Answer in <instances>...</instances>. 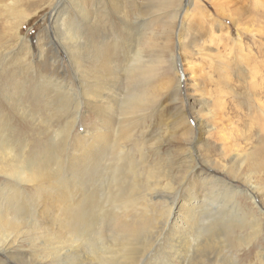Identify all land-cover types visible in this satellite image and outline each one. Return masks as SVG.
Returning <instances> with one entry per match:
<instances>
[{"label":"bare ground","instance_id":"6f19581e","mask_svg":"<svg viewBox=\"0 0 264 264\" xmlns=\"http://www.w3.org/2000/svg\"><path fill=\"white\" fill-rule=\"evenodd\" d=\"M198 1L189 3L192 13L182 29L175 31L181 6L172 24L162 26L155 58L150 12L166 0H70L74 15H57L52 26L59 40L49 48L38 42L36 58L29 40L7 26L4 35L11 42L12 30L17 42L2 51L0 66V98L7 101L0 105V264H237L217 254L246 243L229 245L226 236L244 227L261 234L264 43L257 40L261 62L243 55L232 34H218L216 20L228 18L237 29L258 21L263 27L256 35L264 41V0H244V7L236 0H206L216 17ZM19 6L0 0V25L3 13L22 21ZM174 40L189 76L185 100L167 68L158 74L170 59L174 64ZM51 51L67 59L75 89L38 73L36 65L55 71ZM241 86H249L244 96H253L260 112H243ZM213 94L237 98L243 113H226L224 101L204 106ZM168 104L173 107L165 111ZM184 104H190L194 126ZM77 113H90L94 124L80 135L75 126L84 118ZM165 146L180 150V157L163 155ZM171 163L182 168L178 180ZM150 210L160 214L154 224Z\"/></svg>","mask_w":264,"mask_h":264},{"label":"rangeland","instance_id":"374dc122","mask_svg":"<svg viewBox=\"0 0 264 264\" xmlns=\"http://www.w3.org/2000/svg\"><path fill=\"white\" fill-rule=\"evenodd\" d=\"M194 1H197V0H194ZM166 2H167V4L164 5L162 3L160 6H157V8L154 11L150 12L153 15L152 21H151L152 23L150 24V28H151V32L154 31L153 32L154 36L152 37L153 38V42H152L153 43V49L152 50H153L154 58L159 53L161 45L163 43V38L164 37L161 35V28H162V26L171 25L172 24L174 12L178 9V7L181 6V10L177 14L178 22L176 21V26H175L176 30L175 31H179L180 30L181 26L183 25V24L181 25L182 20L184 18H187L188 14L192 13V7H188V6H189V3H192V6H193V0H166ZM198 2H200L201 6L203 7V9L205 11H207L210 14H212V16L214 15L216 17V15L213 12V8H212L211 4L208 1L199 0ZM236 2L238 4V6L244 7V4H245L246 1H244V0H236ZM238 2H240V3H238ZM247 3L249 4L250 1L249 2L247 1ZM16 4H17V6L18 5H22L23 6V7L19 6L20 7L19 10H22V13H23L24 17L21 18L22 21L21 20L19 21L18 19H14L13 17H10L8 14L3 13V18H2V21H1V25H0V45L4 49L0 50V63H2V64H0V66H2L4 64L1 61L2 60L1 55H3L2 51H4L6 49V51L9 52L10 48H12L13 43L15 44V42H17V37L16 38L13 37L15 35L13 34L12 30H11V33H10L11 42H9V39H7L6 36L4 35L6 33L7 26L13 24V26L15 28L17 27L18 28L17 30L20 31L19 35H21V37H23L25 40H29V43L31 44L30 46L32 47V50H31L32 51V55L36 58L38 42L43 40L44 43L49 48V47H51V44H53V45L56 44L55 41H54V38L56 40H59V37L57 39V37L55 36V32H54V29H53V26H52L53 25V21L57 18V15L61 14L63 12H65L66 15H70V16L74 15L73 12L70 9V0H16ZM2 10L3 9H1V11ZM255 11H257V10H255ZM258 12H260V11H258ZM248 13L250 14L249 11H248ZM252 16H253V18H257V14H256V16L255 15H252ZM185 20H184V22H185ZM256 20H258V19H256ZM250 23H252V27H251ZM185 24H186V22H185ZM216 24L219 27H222V29L219 28L218 31L216 30L217 32H219L218 33L219 35L226 36V32H228L230 35L232 34L231 37H233L232 39L235 40V43H236L235 45L239 46V48L244 50L243 55H249L252 58H256L257 61H260L259 59L262 56H260L261 52L258 49V46H259L258 41L259 42H263V43H264V41L262 40V38L259 35L257 36L256 33H257V30L261 29L258 26L263 27L262 24H258V21L257 22L250 21V22H247V23H243V25H241V28L237 29L235 24L228 18H225V20L217 18ZM256 24H258V25H256ZM19 25H21L20 28H19ZM246 26H249L248 27L249 28L248 31L247 30L246 31L243 30V28H246ZM159 29H160V31H159ZM227 29H228V31H227ZM247 33H249V34H247ZM254 35H255V37H254ZM237 36H239L240 38H238ZM183 38L184 37H182V39ZM237 41H239V42H237ZM254 41H255V43H253ZM173 42H174L173 56L175 57L176 60L174 59V64H172L171 59H170V61L168 59L169 62H166L167 64L165 63L166 66L165 65L161 66L162 67V71L159 70L158 74L161 75L162 73H164L165 68H167V74L170 77L172 76L173 83H178V85H180V95H181L182 99L185 100L186 85L184 84V81H185V78H188L189 76L186 77V75L183 73V71H184V67H183L184 63H181V61L178 58L179 57L178 44H177L176 40H174ZM230 45H231V43H230ZM163 49H165V48H163ZM257 55H259V56H257ZM194 58H197V56H192L190 60L194 61L193 60ZM54 59L57 60L55 71H52V70L50 71L49 69H46V68H44L42 66L38 67V65H36V69H37L38 73H40V72L43 73V76H46V78H49V79H56V80H59V81L61 80L60 82H62L63 84H65L67 86L69 85V86H71L72 89H75L76 85H75V82L73 81L74 71L69 67L70 65L68 64L67 59L63 56V54L60 51H53V52L51 51L48 60L51 62V60H54ZM154 67H155V70L159 69V67L156 65L155 62H154ZM192 67H194V65H192ZM12 69L14 71L20 70V68H18V69L12 68ZM190 69H189V72L191 71ZM231 70L232 71L234 70L233 72L237 73V70L235 68H232ZM206 71H207V73L209 72L208 69H206ZM44 74H46V75H44ZM174 77H176V78H174ZM205 77H208V74H205ZM18 81L20 82V84H24V79L23 78L18 79ZM232 84L234 85V87L239 84L238 80L235 77H233V79H232ZM209 88H213V86H208L207 89H209ZM248 88H249V86H245L244 90H242L243 87L241 86V90H240L241 93L243 92V97L240 96L241 98L239 99V101L241 102V100H242V102L245 104L244 109H242L243 112L244 113H257L258 111L260 112L259 108H262V107H260L256 103V101L253 98V96L245 98L244 94L245 95L247 94V91H249ZM240 91L238 90V92H240ZM216 94H218V92H216ZM214 95L215 94H213L211 96V98L206 97L204 99L205 101L204 100L201 101L203 103V105L204 106H211V103L217 105L219 101H222V102L224 101V102H227L226 106H224L226 108V110H227L226 113H243V112H240L239 111L240 109L236 106V104H237L236 99L237 98H234V97H231V98L228 97L227 98L225 96L214 97ZM38 97L41 99V94L40 93L37 94V99H39ZM225 98L227 100H225ZM250 98H253V100H251ZM230 100H232V102ZM263 101H264V99H263ZM5 102L7 103L5 98H0V105L1 106L5 105L6 104ZM189 102L190 103H194L196 101H195L194 98H190ZM249 103L251 105L252 104L255 105V106L253 105V108L255 107L254 109H256L258 107L256 109L257 111L254 110V109L251 110V112L247 111L249 109L248 107H250V106H247ZM189 105L188 104H184L183 108H184V112L186 114L188 123L191 126H194L193 116L190 115L189 111H188L189 110ZM218 106L219 107H216V108L219 109L221 106L220 105H218ZM172 107H173L172 104H168V106H166V108L164 110L165 111H169V110H171ZM35 108L36 109H40L39 106H35ZM5 109H6V111L8 113H10V111L12 110L11 108H7V107H5ZM173 112H174L173 110L170 111V113L168 115H167V113H168L167 112L165 114V117L166 116H170V114L171 113L173 114ZM12 115L15 117V123L18 124V122H17L18 121V117L15 116L14 114H12ZM12 115H11V113L8 114V116H11V117H12ZM78 115H82V117L84 118V120H82L79 125L75 126V134L80 135V134H84L83 133L84 130L91 129V127L94 126V124L90 125V122H92V119H90V116H91L90 113H77V117H78ZM45 117H47V115H45ZM13 125H14V123L11 124V126H13ZM17 129H19V128H17ZM19 130L20 131L23 130V131H21L22 134H28V132L26 131L25 127L24 128L22 127V129H19ZM40 131H42V129H40ZM197 140L198 139L196 137L195 141H197ZM257 143L258 142H256L255 144L257 145ZM175 145H177V144H175ZM162 152H163V155L166 154L167 156L174 157L173 158L174 160H177L176 158L180 157V155H181V153H180L181 151L180 150L172 151L170 149V147L167 148L166 146H165V148L162 149ZM61 157H63V156H61ZM200 167L204 168V166H202V164L200 165ZM169 169H170V172H171L173 178L178 180L179 177L181 176V173H182L181 166L178 163H171V165H169ZM207 172L210 175H212V176H217L212 170H207ZM184 200H185L184 195H181V197L177 199V207H178L179 204L183 203ZM190 203L192 204V201ZM163 204H164V201H161V202L160 201H154L153 202V205L156 206V207H159V206H161ZM245 206L247 207L246 204H245ZM258 209L259 210L261 209L260 205H259ZM251 213H252L251 215L256 214L255 216H258V213H253V211H251ZM249 214H250V212H249ZM150 215H151V217L149 216V218L155 217V220L153 222H151V224H154V222L157 220V218L159 217L160 214L153 213L150 210ZM260 221H261L260 223L262 225L261 234H259V235L253 234L250 231V228H248V227L247 228L244 227L241 230H235L234 232L231 233L232 237L231 236H229V237L226 236V243H228L229 245L232 244V246H235L237 244V242H240L239 239H242V240L245 241L246 245L243 246L241 249H238V250L232 249L231 246H228L229 247L228 250H223V254L218 253V252H220V250L219 251L217 250L216 251L218 253L217 255L218 256L221 255L222 258L223 257H227L229 259H230V257L231 258L235 257L237 264H262L261 256L259 257V254H264V217H262V220L260 219ZM144 224H146V223H144ZM147 225H148V223H147ZM238 234L240 235V237H239ZM22 247L28 249V247L25 244L22 245Z\"/></svg>","mask_w":264,"mask_h":264}]
</instances>
